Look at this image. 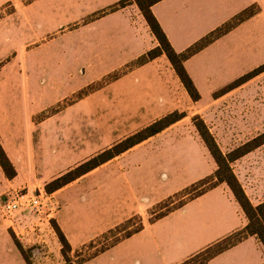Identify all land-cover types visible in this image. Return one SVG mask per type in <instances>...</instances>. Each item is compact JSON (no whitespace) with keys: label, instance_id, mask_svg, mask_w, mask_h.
<instances>
[{"label":"rangeland","instance_id":"obj_1","mask_svg":"<svg viewBox=\"0 0 264 264\" xmlns=\"http://www.w3.org/2000/svg\"><path fill=\"white\" fill-rule=\"evenodd\" d=\"M103 1L81 0L80 6L89 10ZM126 1L118 4L123 7ZM56 2L47 3L49 11L62 7ZM65 3L64 11L74 13L64 15L63 30L58 28L47 41L29 45L21 56L16 53L18 84L8 87V93L14 94L12 107L0 106V144L15 170L14 177L8 178L0 166V239L25 256L27 264H65L54 223L70 242L69 258L79 263L112 249L213 187L217 166L196 130L194 116L204 120L224 154L264 132V71L221 96L215 97L219 90L193 101L165 55L147 66L137 64L147 52L141 53L148 39L131 26L130 19L111 28V43L106 42L107 36L104 39L111 46L95 47L93 37L81 32L84 21L105 16L118 4L102 6L91 17L75 22L73 18L79 19L80 14ZM107 55L111 59L104 61L110 58ZM24 73L29 76L27 83ZM172 112L186 116L46 192L55 178ZM231 167L252 202L264 200V144ZM120 189L127 195L122 198L127 203L123 210L116 196L122 195ZM16 191L50 195L41 213L31 209L16 214L19 238L1 212L7 195ZM105 192H115L112 206L105 204ZM202 206L192 202L185 212L170 218L160 250L150 247L154 262L167 255L162 243L173 254L169 264H195L218 249L213 246L217 242L207 246L206 241L217 238L220 230L210 219H203ZM142 254H135L130 264L143 263ZM0 264L10 262L5 259Z\"/></svg>","mask_w":264,"mask_h":264},{"label":"crops","instance_id":"obj_2","mask_svg":"<svg viewBox=\"0 0 264 264\" xmlns=\"http://www.w3.org/2000/svg\"><path fill=\"white\" fill-rule=\"evenodd\" d=\"M51 1L0 0L1 107H12L10 103L14 99V94L8 93V87L11 84H18L19 78L16 75H18L20 64L18 66L16 64L17 55L19 53L20 56L23 55L29 45L47 41L48 35H55L59 32L58 28L63 30L61 21L64 15L74 13L64 11V2L71 5L72 10L76 8L75 13L77 15L80 14L79 19L74 16L67 18L74 17L75 22H79L83 20L82 18L91 17L102 10V6L115 5L121 0H104L99 7H92L89 10L81 9L80 5L83 4L80 3L81 0H64V2L63 0H56L61 2L59 4H63L62 7L49 11L47 3L50 4ZM250 9H252L251 15H244L245 17L241 21L235 22L231 29L183 61L188 75L199 92V100L211 97L213 93L264 64V0H160L151 6L153 15L177 53L186 51L211 32L227 23H232L239 15ZM106 19L109 20L106 21ZM123 19H130L132 21L131 26L137 32L146 35L148 45L141 53L158 45L142 13L132 0H127L123 3V7L119 6L105 16L84 21L85 30L81 32H88L93 37L95 47L111 46V44H105L104 39L107 36L106 42L111 43V40L108 39L113 33L111 28L119 26ZM26 36L28 37L26 38ZM107 56L110 57L111 55ZM162 58L165 59L164 54L141 66H147ZM110 59L111 57L108 59L104 57V61ZM21 67L26 68L22 64ZM27 79L29 80V76L27 77L25 74L23 80L26 83ZM181 86L183 87L182 83ZM244 192L249 198L247 192L245 190ZM113 193L115 192H108V194L105 192V204L112 206L115 196ZM119 193L122 195L116 194V196L120 197L119 207L123 210L127 203L122 201V198L125 199L127 195L122 189ZM249 200L253 205L264 202L262 200L253 203L250 198ZM196 201L203 204L201 210L204 215L203 219H210L209 222L215 223L218 231L220 230L217 238L206 241L209 243L207 246L231 236L247 224V218L233 193L225 183H220L191 199L179 209L159 217L148 226H144L141 231L119 242L112 249L74 264H130L135 254L138 256L142 253L144 260L143 263L137 260L136 262L139 264H169L173 254H170L167 243H162L167 255L163 253L160 259L155 262L149 256L150 247L153 246L160 250V240L167 239L163 229L165 224L175 213L185 212V206ZM119 210L117 211L119 212ZM0 253L6 254V256L0 254V261L6 259L10 264H27L25 256L15 252L13 247H9L8 243L1 241V239ZM194 255L192 253L189 258ZM205 264H264V248L255 236H248L213 256Z\"/></svg>","mask_w":264,"mask_h":264},{"label":"trees","instance_id":"obj_3","mask_svg":"<svg viewBox=\"0 0 264 264\" xmlns=\"http://www.w3.org/2000/svg\"><path fill=\"white\" fill-rule=\"evenodd\" d=\"M132 1L136 3L147 25L149 26L152 34L154 35L155 39L158 42V45L156 47L150 49L149 51H147L145 54H143L141 57L138 58L137 64L143 65L157 58L161 54H164L169 60L175 74L180 79L183 87L185 88L188 95L191 97L193 101L199 100L200 95L195 85L193 84L190 76L188 75L183 65V61L188 57H190L191 55H193L198 50L202 49L203 47L211 43L213 40L218 38L223 33L227 32L229 29H231L235 22L241 21L242 18L245 17L244 15L248 16L252 14L251 13L252 9L246 10L245 12H243V14L239 15L237 19L232 23H227L223 27L218 28L214 32H211L208 36L203 38L199 43H197L193 47H190L186 51L177 53L172 48L166 34L164 33L159 22L157 21V19L155 18V16L151 11V6L160 0H132ZM118 5L120 6V4ZM118 5L111 7L110 10L111 11L115 10L116 8H118ZM263 71H264V64L258 66L257 68L251 70L250 72L246 73L245 75L239 77L232 83L225 86L223 89H221L219 92L215 94V97L221 96L224 93L244 84L245 82L257 76L258 74L262 73ZM185 116H186L185 114L172 112L156 120L155 122L143 128L136 134L129 136L123 141L119 142L116 146L103 151L101 154L77 166L75 169H72L66 172L65 174L55 178L46 185V192L52 193L53 191L63 187L64 185L70 183L79 176L93 170L94 168L105 163L106 161L115 157L116 155H119L120 153L128 150L134 145L148 139L149 137H152L160 133L170 125L183 119ZM192 121L196 127V130L199 133V136L201 137L202 141L204 142L205 146L207 147L209 153L213 157L217 166L214 175L216 179L215 181L216 183L213 185V187L219 183H225L233 193L236 201L240 205L241 209L243 210L247 218V224L242 229L233 233L231 236L223 239L222 240L224 241L223 244H220V242L222 241L217 242L213 246L218 245V249L210 253L209 256H206L202 260L197 261L195 264H205L213 256L223 252L224 250L242 241L248 236H255L264 248V202L258 205H253L250 202L249 198L244 192L240 182L238 181L231 167L232 162H235L237 159L241 158L242 156L246 155L247 153L251 152L252 150L264 144V132L256 135L255 137L246 141L245 143L235 147L234 149L230 150L227 154H224L219 148L213 135L210 133L204 120L196 115L192 118ZM0 166L8 178L14 177L15 175L14 167L12 166L10 159L7 157L1 144H0ZM54 227L57 236L60 240V243L62 245V255L64 256L65 264H74L68 256L69 252L71 251L70 243L68 242L64 233L55 223H54ZM19 248L22 250L20 246ZM193 261L194 260H192L191 262Z\"/></svg>","mask_w":264,"mask_h":264},{"label":"built area","instance_id":"obj_4","mask_svg":"<svg viewBox=\"0 0 264 264\" xmlns=\"http://www.w3.org/2000/svg\"><path fill=\"white\" fill-rule=\"evenodd\" d=\"M49 197L50 195L45 194L44 191H39L38 194L16 191L7 195V200L2 205L1 212L3 217L10 223L9 226L14 231L17 238H19L22 233L17 232L14 226L16 214L31 209H36L38 213H41L47 206L45 202L49 199Z\"/></svg>","mask_w":264,"mask_h":264}]
</instances>
